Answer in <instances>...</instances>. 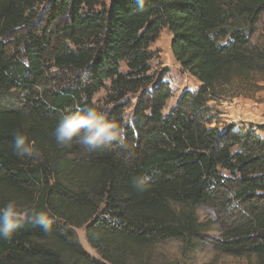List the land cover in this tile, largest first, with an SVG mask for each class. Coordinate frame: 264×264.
Returning <instances> with one entry per match:
<instances>
[{"label":"trees","instance_id":"obj_1","mask_svg":"<svg viewBox=\"0 0 264 264\" xmlns=\"http://www.w3.org/2000/svg\"><path fill=\"white\" fill-rule=\"evenodd\" d=\"M261 18L264 0H0V207L14 199L54 220L0 240V264H165L159 245L188 249L213 224L214 250L264 264V139L251 124L212 126L208 106L226 87L264 81V42L251 41ZM162 29L198 82L166 113L172 88L150 71ZM89 106L126 127L123 146L55 143L61 116ZM18 132L39 157L13 154ZM201 206L213 221L199 220Z\"/></svg>","mask_w":264,"mask_h":264},{"label":"rangeland","instance_id":"obj_2","mask_svg":"<svg viewBox=\"0 0 264 264\" xmlns=\"http://www.w3.org/2000/svg\"><path fill=\"white\" fill-rule=\"evenodd\" d=\"M263 18L256 23V30L252 34L253 43L264 42ZM171 35L167 29H162L157 40L152 42L149 50L153 57L150 61V71L157 76H162L169 82L172 88V96L167 99L163 113L174 105L179 94L185 89H196L198 82L188 72L184 71L173 57L170 50ZM124 70V67H121ZM107 89H101L94 96V101L99 105L106 104ZM129 101L134 104L136 96L129 94ZM208 106L215 113L216 121L212 126L224 127L226 124L234 123L235 126H253L254 132L264 139V81L258 83V89L226 87L218 100L210 101ZM132 107L126 108L125 117L129 119ZM247 120L246 122H243ZM197 215L201 222L213 221V211L209 207H198ZM77 237L82 247L92 256L98 254L86 242L84 238V227L75 228ZM217 224L211 225L206 238L195 240L188 249L182 247L177 240H167L157 247V253L165 264H249L245 257L238 258L222 254L214 250L212 242L219 237Z\"/></svg>","mask_w":264,"mask_h":264},{"label":"clouds","instance_id":"obj_3","mask_svg":"<svg viewBox=\"0 0 264 264\" xmlns=\"http://www.w3.org/2000/svg\"><path fill=\"white\" fill-rule=\"evenodd\" d=\"M52 136L61 148L78 145L87 151L96 152L123 146L126 127L111 119L106 111L89 106L63 114ZM13 154L19 158H36L41 155L35 142H29L27 136L19 132L14 136ZM152 178L149 174L138 177L135 181L136 189L144 191ZM53 223L54 220L47 212L24 207L12 199L0 207V240L11 241L15 233L26 225L50 232Z\"/></svg>","mask_w":264,"mask_h":264},{"label":"crops","instance_id":"obj_4","mask_svg":"<svg viewBox=\"0 0 264 264\" xmlns=\"http://www.w3.org/2000/svg\"><path fill=\"white\" fill-rule=\"evenodd\" d=\"M247 120L243 121V122H246ZM248 122V121H247Z\"/></svg>","mask_w":264,"mask_h":264}]
</instances>
